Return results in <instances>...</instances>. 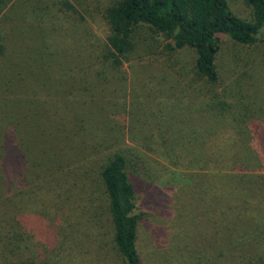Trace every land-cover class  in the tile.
<instances>
[{"label": "rangeland", "instance_id": "obj_1", "mask_svg": "<svg viewBox=\"0 0 264 264\" xmlns=\"http://www.w3.org/2000/svg\"><path fill=\"white\" fill-rule=\"evenodd\" d=\"M112 1L72 0L80 13L96 16L90 24L87 19L86 27L102 38L100 12ZM227 2L235 14L250 17L245 0ZM147 42L152 46L150 55L134 54L124 64L121 78L103 86L105 91L96 92L94 98L100 104L96 107L108 112L107 121L119 126L115 145L96 146V140L82 131L88 130L79 129L83 140H71L63 160L42 167L22 189L29 193L28 200L18 215V235L6 249L14 242L38 264H125L113 246L99 179L107 157L132 145L126 140L143 136L253 140L241 164L244 169H185L172 163L168 152L165 157L161 151L150 153L152 160L145 167L131 171L140 214L136 247L143 264L264 262V38L250 46L223 38L216 58L218 81L202 93L192 90L196 83L191 82V50L170 53L165 49L168 41L161 37ZM211 91L231 107L222 116L211 111L212 117L198 104L197 98L208 97ZM9 259L0 246V264Z\"/></svg>", "mask_w": 264, "mask_h": 264}, {"label": "trees", "instance_id": "obj_2", "mask_svg": "<svg viewBox=\"0 0 264 264\" xmlns=\"http://www.w3.org/2000/svg\"><path fill=\"white\" fill-rule=\"evenodd\" d=\"M245 3L249 18L235 14L227 0H113L100 12L102 38L86 27L96 16L80 13L72 0H0V246L10 254L9 264H38L14 242L6 249L18 235V215L29 196L22 189L29 181L45 165L61 162L73 140H83L78 134L82 127L96 146L115 145L119 126L107 121L105 108L96 107H100L96 92L120 79L124 64L134 54L150 55L152 46L147 41L156 37L168 41L165 49L170 53L193 52L191 82L196 87L192 90L207 91L206 86L218 81L216 58L223 38L243 46L264 38V0ZM209 94L197 101L212 117L231 108L213 91ZM126 141L132 145L106 158L99 179L115 250L125 264H143L136 247L140 214L131 171L145 167L152 160L149 154L158 151L164 157L170 153L172 163L185 169L243 168L253 140H148L143 136Z\"/></svg>", "mask_w": 264, "mask_h": 264}]
</instances>
